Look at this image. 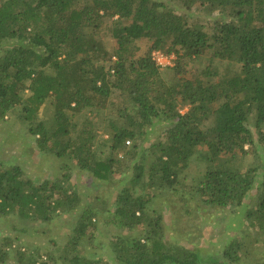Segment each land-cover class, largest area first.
Here are the masks:
<instances>
[{"label":"trees","instance_id":"1","mask_svg":"<svg viewBox=\"0 0 264 264\" xmlns=\"http://www.w3.org/2000/svg\"><path fill=\"white\" fill-rule=\"evenodd\" d=\"M196 6L214 15L213 23L200 21ZM106 18L113 50L103 34ZM143 39L151 45L137 54ZM154 50L174 54V64L159 65ZM114 93L120 98L117 115L104 117L112 152L103 157L93 147L97 132L89 119L76 136L71 132L79 127L75 117L85 110L100 115ZM47 101L53 118L39 121ZM18 107L30 132L41 136V147L53 139L57 155L71 148L79 167L99 180L130 173L106 222L127 229L149 224L152 230L116 237L118 264L241 261V245L234 243L224 249L221 263L208 262L195 248L169 244L164 216L152 215L153 197L162 188L176 189L195 157L208 165L192 188L200 201L246 208L249 225L264 236V176L258 178V168L264 169H237L223 156L264 148V0H0V121ZM163 122L162 138L147 149L154 155L147 164L138 148ZM127 139L134 141L129 149ZM22 175L20 166L0 170V213L47 219L66 203L74 209L64 182ZM97 211L91 205L80 213L72 249L96 228ZM7 254L0 248V262ZM69 255L64 257L70 264H113Z\"/></svg>","mask_w":264,"mask_h":264},{"label":"rangeland","instance_id":"2","mask_svg":"<svg viewBox=\"0 0 264 264\" xmlns=\"http://www.w3.org/2000/svg\"><path fill=\"white\" fill-rule=\"evenodd\" d=\"M197 18L202 22L213 23L214 15L210 17L201 6H196ZM216 15H218L216 13ZM111 24V19L106 18L103 34L107 46L113 50L116 41L106 33V27ZM137 54H145L151 45V40L143 39L137 42ZM26 93H29L28 91ZM106 102L105 111L100 115L90 114L89 110L83 111L77 118L79 124L71 134L76 136L79 129L89 119L94 123L96 138L93 147L103 157L111 152L112 138L108 131V122L104 117L110 118L117 115L116 101H120L118 93H114ZM53 109L50 102L43 104L38 112L37 120L50 122L53 118ZM20 107L7 114L0 121V170L20 166L24 179H33L35 182L60 181L64 182L68 194L74 199L70 209L69 203L61 209H51L49 218L37 219L33 216L23 218L17 212L0 213V248L8 254L0 264H70L65 254L81 255L93 260H106L118 264L114 253L113 243L118 236L147 235L151 233L149 224L139 225L133 229L116 227L108 223L109 216L115 209V200L119 190L129 180L130 173H115L110 180H99L90 171L81 169L77 160L71 156L70 149L62 155H57L53 139L41 147L37 139L40 135H33L22 119ZM165 123H158L152 127L145 145L142 158L148 164L154 157L149 146L158 142L165 131ZM253 131H256L253 128ZM64 138V137H63ZM125 144L129 149L134 144ZM248 145L246 146V148ZM155 151V150H154ZM120 158L125 151L120 152ZM225 158H231L234 168L245 170L249 167L264 169V148L260 145L253 147L247 154L238 151L224 153ZM123 160V159H122ZM128 161V160H127ZM126 166L122 164L121 172ZM208 165L195 157L190 162L188 169L182 175V181L176 189L162 188L152 199L153 214H161L164 237L169 244H179L195 248L202 257L210 263L212 260L224 261L223 251L232 243L238 246V255H242L240 262L230 264L264 263V236L259 234L256 227L249 225L246 216L247 209L239 207H220L203 204L200 196L193 192ZM264 170L258 168V178L263 179ZM256 193V190H254ZM254 193V194H255ZM249 203L255 204L253 197ZM91 205L98 209V214L93 218L96 228L91 226L76 248L69 244L72 232L76 227L80 213ZM155 216V215H153ZM71 250L66 251V247Z\"/></svg>","mask_w":264,"mask_h":264},{"label":"built area","instance_id":"3","mask_svg":"<svg viewBox=\"0 0 264 264\" xmlns=\"http://www.w3.org/2000/svg\"><path fill=\"white\" fill-rule=\"evenodd\" d=\"M152 54H153L154 59L161 66H170L174 64V61H175L174 54L167 55L160 50H154ZM126 143L130 144L131 140L127 139Z\"/></svg>","mask_w":264,"mask_h":264}]
</instances>
